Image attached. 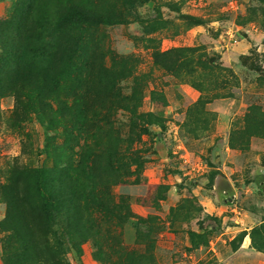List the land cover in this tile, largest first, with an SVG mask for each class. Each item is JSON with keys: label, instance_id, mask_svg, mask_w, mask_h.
Returning <instances> with one entry per match:
<instances>
[{"label": "rangeland", "instance_id": "1", "mask_svg": "<svg viewBox=\"0 0 264 264\" xmlns=\"http://www.w3.org/2000/svg\"><path fill=\"white\" fill-rule=\"evenodd\" d=\"M0 264H264V0H0Z\"/></svg>", "mask_w": 264, "mask_h": 264}, {"label": "trees", "instance_id": "2", "mask_svg": "<svg viewBox=\"0 0 264 264\" xmlns=\"http://www.w3.org/2000/svg\"><path fill=\"white\" fill-rule=\"evenodd\" d=\"M92 16L94 15H90V13L86 11L83 12L82 10L71 9L67 15L64 14V16L60 18L59 24L63 26L67 25L68 27H72L71 25H81V24L85 25V24L92 22L95 19ZM156 124L162 130H164V126L162 124L160 123H156ZM38 179L39 177H37V180ZM37 188L44 201V205H42V211H43V214L47 216L46 219H49V217H52L55 214L57 215L59 210H58L57 205L55 204L57 203L56 198L52 197V195L49 194L45 186V183L41 181L37 185Z\"/></svg>", "mask_w": 264, "mask_h": 264}]
</instances>
